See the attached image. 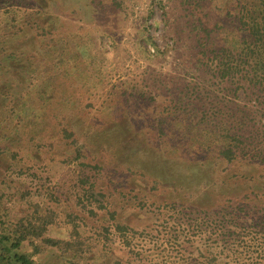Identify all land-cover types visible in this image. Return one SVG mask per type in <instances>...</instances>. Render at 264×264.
Returning a JSON list of instances; mask_svg holds the SVG:
<instances>
[{"label": "rangeland", "instance_id": "rangeland-1", "mask_svg": "<svg viewBox=\"0 0 264 264\" xmlns=\"http://www.w3.org/2000/svg\"><path fill=\"white\" fill-rule=\"evenodd\" d=\"M206 1L38 0L43 14L31 29L41 24L43 46L38 42L34 49L23 40L31 53L16 62L0 48V188L17 197L6 206L22 211L38 203L52 209L58 215L53 236L71 226L68 213L78 218L87 238L96 236L94 231L115 222L107 211L92 218L78 206L75 171L84 170L132 237L127 246L112 227V242L92 238L98 247L89 264L264 262V247L256 250L264 241L248 227L264 219L260 173L255 182L232 180L234 193L219 191L210 211L194 210L190 196L203 203L208 194L203 177L186 172L184 158L173 153L186 148L193 158L194 150L204 148L208 172L228 168L217 158L222 140L216 134L232 129L241 113L264 141V106L219 83L203 61L210 43L205 28L220 39L235 20L232 3L208 0V13L200 7ZM9 6L0 3L6 29ZM30 35L31 30L27 40ZM65 128L78 145L67 143L60 131ZM77 147L81 160L73 155ZM257 181L261 190L253 187ZM21 193L26 203L19 201ZM233 197L248 206H235L236 214L226 217L220 211ZM218 204L222 207H214ZM219 216L234 219L240 228L225 227ZM41 262L59 261L49 252Z\"/></svg>", "mask_w": 264, "mask_h": 264}, {"label": "trees", "instance_id": "trees-1", "mask_svg": "<svg viewBox=\"0 0 264 264\" xmlns=\"http://www.w3.org/2000/svg\"><path fill=\"white\" fill-rule=\"evenodd\" d=\"M38 0H0V3H6L11 6L6 7V13L10 15V29H6V25L0 23V48L8 50L7 55L12 62L22 60V56H29L31 50L25 51L26 44L33 47L35 43L43 44V27L37 23V29L34 26L31 29V22L41 20L43 8ZM225 5H234L235 20L231 22L233 25L231 30L224 33V36L212 37L210 28H205L209 36L208 50L203 52V61L207 66L212 67V74L218 79L222 85L231 84L234 87L235 93H242L254 101L257 105L264 106V0H222ZM32 2H35L32 3ZM210 1L202 4L200 7L203 10H208L211 6ZM227 12H229L227 10ZM4 13V12H3ZM2 13H0L1 15ZM1 21V20H0ZM8 25V26H9ZM52 28H45V32L51 31ZM31 30L30 39L27 40L26 35ZM8 31V33H6ZM227 31V30H225ZM35 33V34H33ZM26 42V44L23 42ZM37 45L34 49L39 47ZM43 46V45H42ZM2 53L1 55H4ZM8 59V60H9ZM202 63V60L200 59ZM29 76L32 77L31 70ZM253 120V119H252ZM254 122V121H253ZM226 125V124H225ZM56 132L59 128H54ZM250 129H253L250 131ZM64 134L68 144L78 145V140L73 131L65 128L60 130ZM198 131V130H197ZM260 131L248 121L246 114L241 113L238 122L231 129L226 126L223 133L216 134L218 139L222 140V146L218 150V160L226 164L228 168L224 170H216V172H208L206 167V155L209 150L201 148L193 151L194 155L191 158L187 155L191 151L186 148H177L173 150L176 157H182L183 168L186 172L192 174L199 173L203 177L202 187L207 191L205 202L199 203L194 197L191 202V207L194 210L203 209L210 211L211 205H216L218 192L225 190L226 193H234L231 181H256V173H260L259 178H264V141L260 140ZM258 146L259 148H255ZM73 155L75 159H83L82 148L77 147ZM212 167V166H211ZM96 169H102V166H95ZM182 168V169H183ZM214 168V167H213ZM230 169L239 170L236 174H232ZM202 172H201V171ZM225 171H227L225 173ZM78 184L75 187L79 190L78 206L84 214L94 218L100 213L107 211L111 217V221L115 222L114 226L117 233H122L127 246L131 245L129 237L126 235L131 228L119 222L116 218V213L110 212L105 204V195L97 189V180L91 178L84 170L77 169ZM232 176V177H231ZM250 178V179H248ZM257 181L253 185L254 188L261 190L257 185ZM216 193L215 195H213ZM245 195L244 199H249ZM17 199L15 194H10L6 190L0 188V264H43L41 258L47 253L55 254L58 259V264H89L90 256L98 247L91 245L92 238L94 240L104 241V243L112 242L110 234L112 227H104L103 232L100 230L94 231L91 238H87L86 229L76 223L77 217L72 214L67 215L69 218L70 227L61 228V233L51 235V229L58 226V215L50 208L43 207L38 203H28V207L24 206L22 211L19 209H11L6 206L9 201ZM216 199V200H213ZM26 203L25 193H21V199ZM230 204L224 203V208L221 212H226L227 215L234 214L238 209H244L248 204L242 203L244 200H236L234 197L227 201ZM180 203H172V207L183 205ZM222 207V204L214 206ZM229 209H232L230 212ZM260 213H264L261 209ZM236 214V213H235ZM210 216L209 213H207ZM218 215V214H217ZM225 216V214H222ZM220 217L222 225L228 227L226 223L240 228L234 219ZM236 218V217H235ZM260 224L250 223L248 227L254 234L261 236L264 241V219L260 220ZM242 228V226H241ZM247 227L244 228L246 231ZM100 231V232H99ZM258 233V234H257ZM255 237L258 242L260 238ZM264 244H257L256 250ZM94 255V254H93ZM87 260L89 262H87ZM259 264H264L260 262Z\"/></svg>", "mask_w": 264, "mask_h": 264}]
</instances>
